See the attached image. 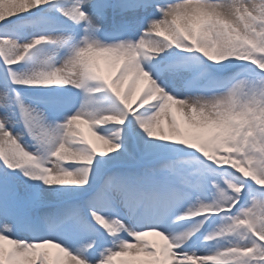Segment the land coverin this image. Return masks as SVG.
<instances>
[{
	"label": "snow or ice",
	"instance_id": "1",
	"mask_svg": "<svg viewBox=\"0 0 264 264\" xmlns=\"http://www.w3.org/2000/svg\"><path fill=\"white\" fill-rule=\"evenodd\" d=\"M0 25L18 33L0 39V264H61L48 246L72 264H264V0H0Z\"/></svg>",
	"mask_w": 264,
	"mask_h": 264
},
{
	"label": "rangeland",
	"instance_id": "2",
	"mask_svg": "<svg viewBox=\"0 0 264 264\" xmlns=\"http://www.w3.org/2000/svg\"><path fill=\"white\" fill-rule=\"evenodd\" d=\"M2 38H8V39L15 40V39L18 38V33L11 26L0 25V39H2ZM48 53H49V48L48 47H43L41 49V51L38 52L37 58L32 60V61L26 62L25 67L22 68V69L31 68L34 65L38 66L40 62H42L44 59L47 58V54ZM56 61H57V66H59L60 58L56 57ZM95 64L105 74H109L110 73V65H108V61H106L105 58L97 57L95 59ZM2 65H4L3 64V60L0 59V81H3V79L5 77L3 72H2ZM19 70H21V69H19ZM82 92L83 91H81V90L72 89V94L75 96V98L76 97H80ZM26 93L30 94L32 96H35V95H39L40 94V90H29ZM93 99H96V100H99V99L104 100L105 99V100H108V101L110 100L109 105H113L115 107L114 110L120 107V105L118 104V101H116V99L111 94H108V93H94L93 94ZM43 110H45L46 112L48 111L47 109H43ZM72 111H75L74 107H73ZM172 113L174 115H176L177 122L181 125L182 128H187L188 127V125L183 121V118L180 116V114L176 112V109L172 108ZM13 119L15 121H19L20 120L19 113H17L13 117ZM51 119H52V115L49 112V120H51ZM57 119H61V115H58ZM129 121H131V117H129ZM162 127L165 130H167V120L163 121ZM105 128L111 129L112 126L108 125V126H105L104 128H99L98 131L103 133L105 131ZM10 129L13 132L14 135L19 133L22 136V139H21L20 142L23 144V146L26 147V149L28 151L32 152L33 154H36L38 146L36 145V142L33 139H31L28 136V134L25 132V128H24L23 123H16L15 127H11L10 126ZM77 129H78V131L82 132L88 139L92 140V142L95 143L98 148H103L104 147L99 141L95 140V137H93L91 135V133L89 132L88 125L86 123H79L78 126H77ZM2 167H3V165L0 164V168H2ZM66 167H71V166L66 165ZM20 179H23V177H20ZM213 219H215V217ZM209 223H211V221H209ZM218 223H219V221H217V224H213L212 227L208 229V231H212L213 229H215L218 226ZM206 227H207V225H206ZM144 239L148 240V241H152V242H154V243H156L158 245H162L163 244V241L161 240V238L156 236V235H154V234H149L146 237H144ZM221 243H226V241H222ZM214 246H215V242H213L211 244H207V245H205L203 243H200L193 249V251H196L197 254H204L208 250H214ZM46 250L49 251L50 253H52L53 257L60 256V253H59L58 249L56 251H54L52 249V246H48V248ZM126 259L127 258L118 257V258H116L114 260L113 264H120V262L122 260H126Z\"/></svg>",
	"mask_w": 264,
	"mask_h": 264
},
{
	"label": "bare ground",
	"instance_id": "3",
	"mask_svg": "<svg viewBox=\"0 0 264 264\" xmlns=\"http://www.w3.org/2000/svg\"><path fill=\"white\" fill-rule=\"evenodd\" d=\"M108 65H109V63H108ZM84 99H85V94L83 92L81 93V96L80 97H76V103H75V106H74V109L75 110L76 109H79L81 107V105L84 102ZM96 101L98 102L97 106L100 109H103V110H114V108H115L113 105H109L110 100L108 101V100H105V99L104 100L99 99V100H96ZM172 108L175 109V106H173ZM41 109H43V108H41ZM174 228H175L176 231H179L180 230V226L179 225L174 226ZM52 249L54 251L57 250L56 248H53V247H52ZM59 257H60V260H61V264H72V261L70 260V258L65 257L62 253H60V256ZM123 258L129 259L128 257H123Z\"/></svg>",
	"mask_w": 264,
	"mask_h": 264
}]
</instances>
